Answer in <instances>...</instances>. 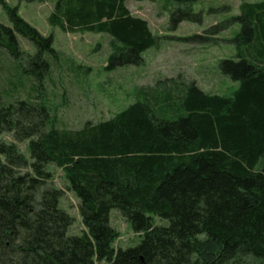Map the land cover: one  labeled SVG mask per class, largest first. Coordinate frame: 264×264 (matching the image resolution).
I'll use <instances>...</instances> for the list:
<instances>
[{
    "label": "trees",
    "instance_id": "1",
    "mask_svg": "<svg viewBox=\"0 0 264 264\" xmlns=\"http://www.w3.org/2000/svg\"><path fill=\"white\" fill-rule=\"evenodd\" d=\"M126 1L56 0L48 23L108 35L106 71L139 66L157 38ZM195 1L167 0L177 5L171 28L200 19ZM3 8L10 26L0 23V51L41 86L47 58L57 57L53 37L17 7ZM239 11L235 59L219 61L238 83L230 97L169 79L157 84L162 91L142 89L112 118L73 130L54 126L45 104L0 96V134L27 140L29 153L0 141V264H264V166L255 171L264 159V0ZM17 35L34 45L33 55ZM49 165L79 201L80 235L69 234L73 218L59 206ZM112 210L142 234L138 244L112 246ZM155 217L167 224L155 225Z\"/></svg>",
    "mask_w": 264,
    "mask_h": 264
},
{
    "label": "rangeland",
    "instance_id": "2",
    "mask_svg": "<svg viewBox=\"0 0 264 264\" xmlns=\"http://www.w3.org/2000/svg\"><path fill=\"white\" fill-rule=\"evenodd\" d=\"M259 1L196 0L191 10L200 15V19L184 21L171 28L170 13L177 7L175 3L167 0H127L126 7L133 16L148 23L157 38V45L142 53L143 62L139 66L106 71L110 37L91 32L69 33L51 26L48 17L56 0H0L1 24L10 26L3 4L17 7L19 15L42 36L53 37L52 47L57 52L55 59L47 58L50 64L48 74L42 85L37 86L33 79L21 74L7 53L0 51V96L7 100L17 98L45 104L54 126L73 130L81 128L86 122L98 123L112 118L139 99L142 89L162 91V84H157L169 79L184 84L192 81L204 93L230 97L238 88V83L221 73L219 61L235 59L234 38L242 26L235 19L240 15V5ZM195 35L203 36V39H189ZM17 38L26 55L36 52L27 39L20 35ZM0 141L14 143L29 158L27 140L18 142L12 133L5 132L0 134ZM263 166L264 159H261L255 171H260ZM47 171L51 176V185L62 192L60 208L73 218L69 234L80 235L84 226L78 212L79 201L68 189L59 168L49 165ZM109 223L117 233L112 244L115 249L133 247L142 238V234L133 232L117 210L110 212ZM154 223L165 226L167 221L155 217Z\"/></svg>",
    "mask_w": 264,
    "mask_h": 264
}]
</instances>
